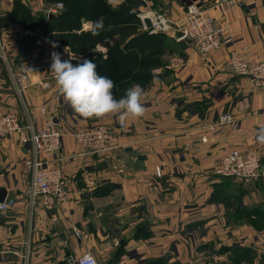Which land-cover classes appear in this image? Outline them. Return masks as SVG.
I'll return each instance as SVG.
<instances>
[{"label":"crops","instance_id":"obj_1","mask_svg":"<svg viewBox=\"0 0 264 264\" xmlns=\"http://www.w3.org/2000/svg\"><path fill=\"white\" fill-rule=\"evenodd\" d=\"M26 1L0 0V115L13 111L23 127L31 123L37 131L44 120L40 108L58 107L53 123L66 135L46 163L67 179L68 200L55 221L39 204L29 208L23 195L29 178L21 162L33 156L32 147L18 134L0 139V190L4 200L15 202L0 213V264H73L85 253L98 264H264L263 179L244 185L216 174L231 149L256 152L264 167V144L257 140L264 127V88L223 71L231 49L264 60V0H233L223 8L216 0H150L153 10L181 24L186 6L196 1L232 43L201 56L188 42L165 36L174 53L145 86L144 116L128 119L121 150L103 157L83 154L68 133L95 123L113 127L118 114L82 118L58 89L45 93L36 85L33 67L50 71L51 53L61 55L68 47L48 49L37 64L23 62L28 43L19 29L6 26L19 17L12 14L15 4L41 18ZM89 29L83 24L82 31ZM24 74L32 85L19 90L14 79ZM154 78L160 84L153 85ZM245 95L248 108L242 110L238 101ZM63 104L69 105L67 115L59 109ZM226 113L233 122L209 130Z\"/></svg>","mask_w":264,"mask_h":264},{"label":"built area","instance_id":"obj_2","mask_svg":"<svg viewBox=\"0 0 264 264\" xmlns=\"http://www.w3.org/2000/svg\"><path fill=\"white\" fill-rule=\"evenodd\" d=\"M125 1H132L133 6L129 14L138 20V30L148 35H173L175 32L178 40L188 42L193 50L205 56L224 45H230L232 39L225 35L224 30L216 24V21L209 15L207 10L201 7L196 1L186 6L184 20L181 23L173 21L162 12L153 10L147 0H107L108 4L115 8ZM233 0H216V7L223 8L231 5ZM63 8L62 2H57L48 10L47 15H57ZM245 51L247 48L244 49ZM62 60H71L73 65L87 59L84 54L78 55L65 51L61 54ZM9 69H11L9 67ZM223 71L232 77L247 78L252 88H264V60L251 61L250 58L242 55L236 49H231L228 58L223 65ZM32 74L37 77L38 85L45 93H52L56 90L55 74L45 72L42 65L34 66ZM14 82L19 90L27 89L32 85L27 75H16ZM56 86V87H55ZM239 108L247 110L248 97L245 95L238 101ZM63 106V105H60ZM57 106L48 105L40 108L39 113L43 117V126L34 131L32 124L26 127L21 124L20 117L13 111H6L0 115V138L18 134L24 144H30L33 156L21 162V172L28 176L29 186L23 195L30 199L29 208L33 209L39 204L51 220L57 219V209L67 202V179L61 171L54 169L46 163V159L55 155L61 148V140L64 136L53 123V114ZM233 122L231 114H221L216 121L209 126L214 131ZM28 131V134L25 132ZM30 131V134H29ZM129 131L128 120L121 122L119 115L113 127L95 125L84 130L69 133L77 145L88 155L94 154L99 157L112 155L121 150V139L126 137ZM206 142V138L200 140ZM217 174L239 181L244 185H251L263 179L264 191V167L261 165L256 152H242L231 149L220 162ZM155 175L161 176L158 167L155 168ZM15 206L11 199L0 203V213H5ZM35 230L32 227L31 232ZM27 252L23 259H27ZM73 264H98L90 253H85L77 259L71 260Z\"/></svg>","mask_w":264,"mask_h":264},{"label":"trees","instance_id":"obj_3","mask_svg":"<svg viewBox=\"0 0 264 264\" xmlns=\"http://www.w3.org/2000/svg\"><path fill=\"white\" fill-rule=\"evenodd\" d=\"M63 2L65 10L57 17L46 19L54 28L59 44L65 45L72 53L82 55L96 47H105L106 56L98 54L93 63L101 76L114 82L113 95L117 100L125 95L134 84L140 86L151 82L153 71L162 65L167 39L164 35H148L138 30V20L129 14L132 1H125L118 7L107 5L104 0H53ZM18 9V7H17ZM26 25L35 29L36 23L23 9ZM17 11L15 15H20ZM21 16V15H20ZM104 19V28L99 35L82 31V23ZM39 20V19H38ZM43 20L40 18L39 21Z\"/></svg>","mask_w":264,"mask_h":264},{"label":"clouds","instance_id":"obj_4","mask_svg":"<svg viewBox=\"0 0 264 264\" xmlns=\"http://www.w3.org/2000/svg\"><path fill=\"white\" fill-rule=\"evenodd\" d=\"M87 23L93 36L99 35L104 28L103 17ZM52 47L56 48L58 44L53 43ZM101 47L96 45V49ZM51 60V72L55 74L59 94L80 117L102 118L118 114L121 122H124L144 116L146 109L142 101L145 90L139 84L127 89L125 95L117 100L113 95L114 82L99 75L92 61L85 59L73 65L71 60H62L60 53L55 51L51 53ZM152 83L158 85L160 81L154 78ZM257 140L264 144V127L259 129Z\"/></svg>","mask_w":264,"mask_h":264},{"label":"rangeland","instance_id":"obj_5","mask_svg":"<svg viewBox=\"0 0 264 264\" xmlns=\"http://www.w3.org/2000/svg\"><path fill=\"white\" fill-rule=\"evenodd\" d=\"M26 1V0H25ZM28 2H29V4H28V8H30V9H32V7H34V9H32L34 12H35V16H38V17H41V18H43V20H41V21H39L38 19H35V17H32L33 19H34V21L35 22H33V23H36L37 25H36V27H35V29H33V28H31L30 26H28V25H26V23H25V21H24V19H23V14H21V13H23V12H19V11H22L25 7H26V5L25 4H15L14 5V7H13V10H12V14L15 12V11H17L18 10V12L20 13V15H19V17H18V19H10V24H12V25H9V27H7L6 26V29H19L20 30V32H21V40H23L24 38L26 39V41H27V43H28V48H29V50H27L28 51V55H26V56H29V60L28 59H26L27 57L25 56V58H24V61L23 62H26V64L27 63H31V64H37V63H39L40 61L39 60H41L42 58H44V56L46 55V53H47V51H48V49H55V50H57V49H60V47H63V44H62V46L59 44V42H58V40L56 39V36L54 35V33L56 32V30L54 29V28H50V26L48 25V24H46V19H47V17L49 16H46V14H45V10H48L49 8H51L53 5H55L56 4V1H54L53 2V0H42V3H40L38 0H34V1H30V0H27ZM27 1H26V3H27ZM148 2H149V5H150V7H151V5H152V3H151V1L150 0H147ZM104 2L107 4V5H109L108 4V2H107V0H104ZM37 4V5H36ZM62 4H63V2H62ZM30 5H32V7L30 6ZM25 6V7H24ZM110 6V5H109ZM17 7H18V9H17ZM152 8V7H151ZM65 10V4H63V8H62V10L61 11H59V13L57 14V15H55L54 17H57V16H59L60 14H62V12ZM157 11V10H156ZM160 12V11H159ZM163 13V12H162ZM165 14V13H164ZM40 15H43V16H40ZM166 15V14H165ZM88 21H86V22H83L82 23V27H83V24H85V23H87ZM18 26V27H17ZM23 28V29H22ZM82 30V29H81ZM84 31V30H83ZM86 31H90V29L89 30H86ZM173 35H172V37L171 38H175V41L177 40V41H182V40H178L177 38H176V34H175V32L173 31V32H171ZM33 34H35V35H37V37L36 36H33ZM27 36V37H25V36ZM30 35H32V36H30ZM164 36H167V35H164ZM24 39V40H25ZM12 40H14V39H12ZM165 41V43H166V49H165V53H164V56L161 58L163 61V63H162V65H160V67L159 68H163V67H165V62H167L168 60H169V57L174 53V50H173V48L171 47V45H173V43H171V42H169V40L168 39H165L164 40ZM176 41V42H177ZM183 42V41H182ZM53 43H56V44H58V47H56V48H53L52 47V44ZM65 46V45H64ZM95 49H96V47L95 48H93V49H91V50H89L88 52H86L84 55L86 56V57H88L89 58V60L90 61H92V60H94V58H95V56L96 55H98V54H101V55H103V57H105L106 56V48L105 47H101V48H99V49H96V51H95ZM27 51H26V53H27ZM67 51V50H66ZM68 51H70L69 50V48H68ZM71 52V51H70ZM72 53V52H71ZM75 54V53H74ZM229 54V53H228ZM83 55V54H82ZM9 59V62L11 63V60L13 59L11 56L8 58ZM23 62H21V61H19V64H22ZM164 64V65H163ZM12 65V64H11ZM13 65H14V63H13ZM37 66V65H36ZM48 73V72H47ZM147 85H149V83L148 84H146V85H143V86H141L143 89H145V86H147ZM56 87V86H55ZM57 88V87H56ZM57 90V89H56ZM56 90H54V91H56ZM53 91V92H54ZM69 105H64L63 104V106H60V111H62V115H67L68 114V110H66V107H68ZM42 108V107H41ZM58 108V107H57ZM57 111V110H56ZM2 115V114H1ZM88 119H94V117L93 118H88ZM118 119V115L115 117V119H114V122L116 121ZM113 124V122L110 124V125H106V124H102V123H95V124H92V125H86V126H83V127H80V128H78V129H72V130H70V132L69 133H73V132H76V131H79V130H84V129H86V128H88V127H91V126H95V125H102V126H106V127H110L111 125ZM115 124V123H114ZM58 127V126H57ZM58 129L62 132V130L58 127ZM215 131V130H214ZM68 133V134H69ZM62 134L63 135H66V133H63L62 132ZM67 134V135H68ZM70 135V134H69ZM71 136V135H70ZM9 137H11V136H9ZM4 138H7V137H4ZM4 138H0V139H4ZM73 138V137H72ZM77 144V143H76ZM30 145V144H29ZM78 146V145H77ZM79 147V146H78ZM80 148V147H79ZM80 150H81V152L83 153V154H86L81 148H80ZM230 151V150H229ZM59 152V151H58ZM57 152V153H58ZM118 152V151H117ZM56 153V154H57ZM33 154V153H32ZM86 155H88V154H86ZM52 156H54V155H52ZM51 156V157H52ZM91 156H94V154H91ZM97 156V155H96ZM32 157V156H31ZM99 157V156H98ZM49 158V157H48ZM47 158V159H48ZM46 159V160H47ZM45 160V161H46ZM159 168V167H158ZM219 168V167H218ZM55 169V168H54ZM159 170H160V168H159ZM218 170V169H217ZM217 170H216V174H217ZM160 173H161V170H160ZM162 175V174H161ZM156 176V175H155ZM220 176V175H219ZM157 177V176H156ZM220 177H222V178H226V179H232V178H229V177H223V176H220ZM157 178H161V176L160 177H157Z\"/></svg>","mask_w":264,"mask_h":264},{"label":"water","instance_id":"obj_6","mask_svg":"<svg viewBox=\"0 0 264 264\" xmlns=\"http://www.w3.org/2000/svg\"><path fill=\"white\" fill-rule=\"evenodd\" d=\"M6 197V193L4 190H0V203H2L4 201Z\"/></svg>","mask_w":264,"mask_h":264}]
</instances>
